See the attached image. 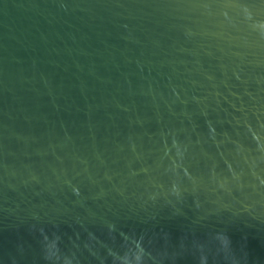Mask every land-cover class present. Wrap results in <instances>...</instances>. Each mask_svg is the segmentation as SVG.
I'll list each match as a JSON object with an SVG mask.
<instances>
[{
	"label": "water",
	"instance_id": "water-1",
	"mask_svg": "<svg viewBox=\"0 0 264 264\" xmlns=\"http://www.w3.org/2000/svg\"><path fill=\"white\" fill-rule=\"evenodd\" d=\"M0 264H264V0H0Z\"/></svg>",
	"mask_w": 264,
	"mask_h": 264
}]
</instances>
